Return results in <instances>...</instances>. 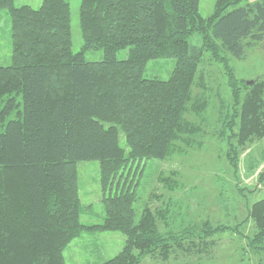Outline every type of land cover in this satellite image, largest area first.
Here are the masks:
<instances>
[{
    "label": "trees",
    "instance_id": "1",
    "mask_svg": "<svg viewBox=\"0 0 264 264\" xmlns=\"http://www.w3.org/2000/svg\"><path fill=\"white\" fill-rule=\"evenodd\" d=\"M15 1L0 0L13 52L12 64L0 67V264H66V249L85 232L126 236L122 251L103 264H141L148 256L167 261L197 241L206 245L237 232L206 220L163 233L158 225L168 215L150 207L136 221L134 175L142 162L167 159L178 143L190 144L197 128L185 115L208 106L205 97H192L203 54L189 44L195 34L230 76L240 125L227 157L236 171L242 151L264 137V85L238 80L224 56L243 60L264 43V0H218L209 19L200 15L201 0H81L78 53L69 0H42L39 9ZM125 49L129 57L119 61ZM98 50L103 61L87 62L85 52ZM158 59L176 61L169 81L144 77L148 62ZM120 131L129 152L120 146ZM90 161L100 163L106 210L103 224L91 226L81 219L75 168ZM126 173L133 178L124 182ZM249 220L256 231L243 238L264 254V199L253 204Z\"/></svg>",
    "mask_w": 264,
    "mask_h": 264
},
{
    "label": "rangeland",
    "instance_id": "2",
    "mask_svg": "<svg viewBox=\"0 0 264 264\" xmlns=\"http://www.w3.org/2000/svg\"><path fill=\"white\" fill-rule=\"evenodd\" d=\"M69 1L72 51L78 53L84 46L80 21L81 0ZM217 3L218 0H201L200 15L204 19L211 18ZM15 5L39 9L42 0H16ZM188 41L191 46L200 47L203 53L198 61L192 97H205L208 106L201 114L189 112L185 115L197 128L190 144L178 143L176 151L167 159L139 164L137 176L134 175L139 184V197L135 203L136 221L150 207L153 211L161 209L168 215L167 223L158 225L163 233L168 230L179 232L187 227L199 228L206 220L215 226L233 227L237 232L218 234L206 245L197 241V246L191 252H176L167 261L161 257L148 256L141 264H264V254L253 252L248 247V240L243 238L255 233V224L247 219L253 204L264 199V137L255 139L242 151L236 171L227 155L231 151V143H236L231 136L239 129L240 120H234L235 110L239 107H236L229 87L228 70L203 49L199 34ZM12 55L11 20L7 10H0V67L10 66ZM224 56L238 80L264 85V43L248 49L243 60L229 54ZM128 57V49L117 55L119 61L127 60ZM85 58L90 63L101 62L104 51H87ZM175 69L174 59L152 60L145 67L144 77L169 81ZM246 91L241 92L242 100ZM192 108L194 105L191 103L188 109ZM231 120L234 122L230 124ZM119 139L120 146L129 152L122 131ZM75 168L83 206L82 222L89 226L103 224L106 210L100 163L80 162ZM132 176L126 173L125 179L128 180L124 179V182L130 181ZM125 244L126 236L121 233L85 232L66 249V264H103L116 257Z\"/></svg>",
    "mask_w": 264,
    "mask_h": 264
},
{
    "label": "water",
    "instance_id": "3",
    "mask_svg": "<svg viewBox=\"0 0 264 264\" xmlns=\"http://www.w3.org/2000/svg\"><path fill=\"white\" fill-rule=\"evenodd\" d=\"M253 83H254V81H252V82H248L247 84H248V85H251V84H253Z\"/></svg>",
    "mask_w": 264,
    "mask_h": 264
}]
</instances>
